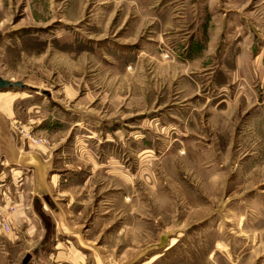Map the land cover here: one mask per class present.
I'll use <instances>...</instances> for the list:
<instances>
[{
  "label": "rangeland",
  "instance_id": "374dc122",
  "mask_svg": "<svg viewBox=\"0 0 264 264\" xmlns=\"http://www.w3.org/2000/svg\"><path fill=\"white\" fill-rule=\"evenodd\" d=\"M0 76V264H264V0H0Z\"/></svg>",
  "mask_w": 264,
  "mask_h": 264
},
{
  "label": "crops",
  "instance_id": "0c3cea01",
  "mask_svg": "<svg viewBox=\"0 0 264 264\" xmlns=\"http://www.w3.org/2000/svg\"><path fill=\"white\" fill-rule=\"evenodd\" d=\"M237 64V63H236ZM29 156V155H28ZM35 161H31L30 159H28V157H26L23 161L19 160V162L23 165V166H27L29 164V166H33L35 169V180H37L38 182H41V184L45 187V189L47 190V192H49V190L51 189V187L49 186L50 184L47 182L48 180L44 177L45 173L41 169V166L39 165V158L38 155H34ZM55 181V180H53ZM36 190H39V183L37 184V188ZM39 202V201H38ZM43 207V203L40 201L39 202V208ZM61 217V215H60ZM63 219V216L61 217Z\"/></svg>",
  "mask_w": 264,
  "mask_h": 264
},
{
  "label": "water",
  "instance_id": "95a60500",
  "mask_svg": "<svg viewBox=\"0 0 264 264\" xmlns=\"http://www.w3.org/2000/svg\"><path fill=\"white\" fill-rule=\"evenodd\" d=\"M20 83H13L9 80H6V79H3L1 76H0V89H8L12 86H19Z\"/></svg>",
  "mask_w": 264,
  "mask_h": 264
},
{
  "label": "built area",
  "instance_id": "2783aa9c",
  "mask_svg": "<svg viewBox=\"0 0 264 264\" xmlns=\"http://www.w3.org/2000/svg\"><path fill=\"white\" fill-rule=\"evenodd\" d=\"M1 225L4 229H9V222H8V219L6 218V216H2L1 218Z\"/></svg>",
  "mask_w": 264,
  "mask_h": 264
}]
</instances>
